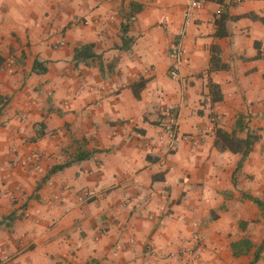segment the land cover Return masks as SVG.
<instances>
[{
    "label": "crops",
    "instance_id": "crops-1",
    "mask_svg": "<svg viewBox=\"0 0 264 264\" xmlns=\"http://www.w3.org/2000/svg\"><path fill=\"white\" fill-rule=\"evenodd\" d=\"M201 1L0 0V264H264V0Z\"/></svg>",
    "mask_w": 264,
    "mask_h": 264
},
{
    "label": "trees",
    "instance_id": "trees-1",
    "mask_svg": "<svg viewBox=\"0 0 264 264\" xmlns=\"http://www.w3.org/2000/svg\"><path fill=\"white\" fill-rule=\"evenodd\" d=\"M134 9H135V11H139L140 7L137 6ZM121 31H122V36H121L122 43H121V46L119 47V49L127 50V49H129L131 43L133 42V39L131 37H127L126 36V33H127V25L126 24H122ZM94 59H100V56L93 52V45L92 44H84V45H81V46L76 47L74 49V61H75V64L84 63L85 65H87V64L90 63V61H92ZM45 71H46V68L43 67V65L40 62L35 60L34 61V65H33V72H35V73H44ZM146 82H147V80L141 78L138 81H136L135 83L131 84V89L133 91V94H134L135 98L138 99L140 97V92L144 88ZM215 92H218V91L216 90ZM170 112H172V111H170ZM42 128L43 127L40 126V130L37 133L38 137L42 136V131H41ZM254 140H255V137H252L249 134V136L247 138V141H246V143L244 145L246 150H248L250 148V145L252 144V142ZM91 155H92V152H81V153H78L77 155H75L74 158L71 161L66 162V163H64L62 165L53 166L47 172L45 177L41 180V183L46 182L53 174L63 170L64 168L68 167L72 163L84 161V160L88 159ZM252 201L255 202L260 207V209L263 212V217H264V202L259 201L257 199H252ZM14 215L15 214L13 213L8 218L9 219H13ZM263 245H264V242H263ZM234 247H235V245H233V248ZM261 249H262V246L259 249V251ZM257 259H258V255L256 254L254 259H253V261L251 262V264H255Z\"/></svg>",
    "mask_w": 264,
    "mask_h": 264
},
{
    "label": "built area",
    "instance_id": "built-area-1",
    "mask_svg": "<svg viewBox=\"0 0 264 264\" xmlns=\"http://www.w3.org/2000/svg\"><path fill=\"white\" fill-rule=\"evenodd\" d=\"M182 1L184 3V15H183L184 24H186L194 17L195 13L202 7V1L201 0H182ZM234 1L239 2V0H223V4L224 5L230 4L231 2H234ZM183 34H184V28L179 31L178 33L179 40H177L173 44L171 52H170L171 58L173 59L176 66L181 64L182 45H181L180 37H182ZM169 76L172 78L178 77V74L175 71V68L169 69ZM164 115H165L164 116L165 118L161 124L162 133H163V137H165L169 141V144H171L172 141L175 139L176 133H177L175 116L170 111H167ZM41 157L42 155L40 152L32 153L29 156L21 160V165L23 167H28L32 171H36L39 169V162L41 160ZM93 197H94V191L89 190V189L83 190L79 194V198L81 200H84V199L87 200Z\"/></svg>",
    "mask_w": 264,
    "mask_h": 264
}]
</instances>
